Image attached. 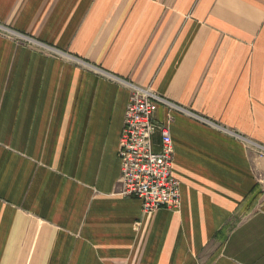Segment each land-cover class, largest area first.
Instances as JSON below:
<instances>
[{
	"label": "crops",
	"instance_id": "crops-1",
	"mask_svg": "<svg viewBox=\"0 0 264 264\" xmlns=\"http://www.w3.org/2000/svg\"><path fill=\"white\" fill-rule=\"evenodd\" d=\"M126 83L178 210L118 193ZM0 264H264V0H0Z\"/></svg>",
	"mask_w": 264,
	"mask_h": 264
},
{
	"label": "built area",
	"instance_id": "built-area-1",
	"mask_svg": "<svg viewBox=\"0 0 264 264\" xmlns=\"http://www.w3.org/2000/svg\"><path fill=\"white\" fill-rule=\"evenodd\" d=\"M116 79V78H115ZM129 97L119 140L118 193L140 200L141 210L151 213L181 206L180 184L172 175L174 149L168 126L155 119L158 104L171 110L178 105L149 88L126 83ZM158 135L155 145L153 137Z\"/></svg>",
	"mask_w": 264,
	"mask_h": 264
}]
</instances>
